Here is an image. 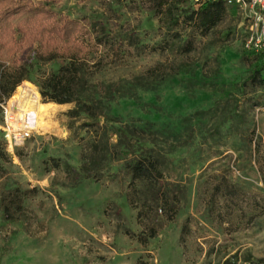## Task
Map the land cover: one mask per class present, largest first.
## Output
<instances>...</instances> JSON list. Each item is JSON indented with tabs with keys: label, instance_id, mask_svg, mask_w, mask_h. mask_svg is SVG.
Instances as JSON below:
<instances>
[{
	"label": "rangeland",
	"instance_id": "1",
	"mask_svg": "<svg viewBox=\"0 0 264 264\" xmlns=\"http://www.w3.org/2000/svg\"><path fill=\"white\" fill-rule=\"evenodd\" d=\"M51 7L58 14L100 20L111 33H131L137 40V46L128 39L116 46L112 38L91 57L102 60L91 82L122 79L134 88V95L109 102L110 114L177 136L188 124L191 137L164 167L168 201L141 207L132 189L146 185L140 180L129 185L121 161L109 162L98 180L83 175L75 180L61 166L53 167L50 157L79 168L81 154L97 139L93 131L80 128L81 118L69 116L72 103H53L44 119L50 120V129L33 130L13 148L2 136L0 114V141L9 156L0 183L34 188L23 201L25 226L3 220L0 210V264H223L226 259L264 264V89L242 85L252 59L243 49L238 12L227 6L222 21L205 34L186 28L183 36L192 33L194 40L184 53L166 46L172 33L158 27L146 0H54ZM9 60L0 52V67ZM155 66L153 74L163 78L159 83H137ZM57 67V62L36 63L31 77L39 79ZM177 67L170 77L164 75ZM16 87L5 100L8 107ZM228 97L227 104L215 108ZM235 102L242 117L234 116L211 135L223 117L222 107ZM200 110L205 113L195 115ZM227 186L234 190L230 196ZM151 227L155 235L141 243L138 236H146Z\"/></svg>",
	"mask_w": 264,
	"mask_h": 264
},
{
	"label": "trees",
	"instance_id": "2",
	"mask_svg": "<svg viewBox=\"0 0 264 264\" xmlns=\"http://www.w3.org/2000/svg\"><path fill=\"white\" fill-rule=\"evenodd\" d=\"M52 1L54 0H0V52H4L10 59L8 66L2 64L3 67H0V102L5 101L15 87L26 80L36 86L42 103H72L69 116L73 119L81 118L80 128L93 131L97 139L90 143L87 152L81 154L82 163L79 168L67 161L61 162L60 158L50 157L53 167L61 166L75 180L80 175L98 180L109 162L121 161L123 173L129 178V185H134L136 180L146 185L144 189H132L137 195L136 199L142 202L141 207L159 200L168 201L170 188L163 179V170L171 161L172 153L190 140L188 124L184 125L183 136H177L151 124L134 125L110 114L109 102L113 98L134 95V88L125 86L122 79L114 83L91 82L93 73L99 69L102 61L100 58L91 60V57L99 48L107 46L112 38L117 40L116 46L125 39H128L130 45L137 46V40L133 41V34L127 32L123 35L113 34L105 22L85 15L71 17L65 13L58 14L51 7ZM146 1L157 16L158 27L172 33V40L166 42V46L178 47L184 53L191 50L194 40L192 33L183 36L186 28L205 34L222 21L227 10L221 0L211 1L197 10L187 0ZM246 53L252 60L242 85L251 88L261 86L264 89V54ZM50 62L58 63L55 71L39 79L31 77L34 64ZM156 68L157 66L152 67L144 75L138 76L137 83H159L163 78L155 77L153 71ZM179 69L177 67L173 72L164 75L170 77ZM230 98L218 101L215 108L222 102L227 104L226 101ZM237 103L229 109L227 105L222 107L223 117L211 135H217L220 125L232 120L234 116L242 117L243 113L237 111ZM251 105L257 106L259 102ZM204 113V110H200L195 115ZM184 120H188V117ZM242 121L240 120L241 123ZM7 161L9 156L0 141V178L7 173L3 165ZM230 188H226L225 195L234 193ZM215 189L218 190V186ZM33 191L34 188L22 189L16 183L10 187L0 183V210L3 220L21 221L25 226L27 209L23 201ZM140 213L142 209L138 215ZM152 220L157 223L155 213ZM154 235L155 230L151 227L146 236L140 235L138 239L145 243L148 237ZM223 264L233 263L226 259Z\"/></svg>",
	"mask_w": 264,
	"mask_h": 264
},
{
	"label": "built area",
	"instance_id": "3",
	"mask_svg": "<svg viewBox=\"0 0 264 264\" xmlns=\"http://www.w3.org/2000/svg\"><path fill=\"white\" fill-rule=\"evenodd\" d=\"M217 0H187L195 10ZM233 7L240 17L243 28V49L246 52L264 54V0H221ZM2 115V136L13 148L24 143L32 135L34 115L30 112L11 111L6 101L0 103Z\"/></svg>",
	"mask_w": 264,
	"mask_h": 264
},
{
	"label": "bare ground",
	"instance_id": "4",
	"mask_svg": "<svg viewBox=\"0 0 264 264\" xmlns=\"http://www.w3.org/2000/svg\"><path fill=\"white\" fill-rule=\"evenodd\" d=\"M17 90V93L9 103L10 110L13 112L15 111L17 113L16 116L23 111L31 112L34 115L33 124L31 126L32 130H41L43 132L48 131L52 124L49 123L50 120L47 121L44 119H46L45 117H49V114L53 110V103L40 102L38 100L39 94L35 87L28 81H24Z\"/></svg>",
	"mask_w": 264,
	"mask_h": 264
}]
</instances>
